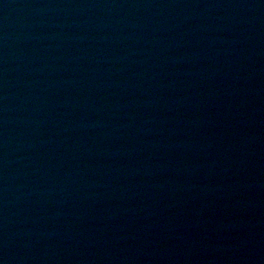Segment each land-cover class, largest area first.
Here are the masks:
<instances>
[{"label": "water", "instance_id": "95a60500", "mask_svg": "<svg viewBox=\"0 0 264 264\" xmlns=\"http://www.w3.org/2000/svg\"><path fill=\"white\" fill-rule=\"evenodd\" d=\"M0 264H264V0H0Z\"/></svg>", "mask_w": 264, "mask_h": 264}]
</instances>
